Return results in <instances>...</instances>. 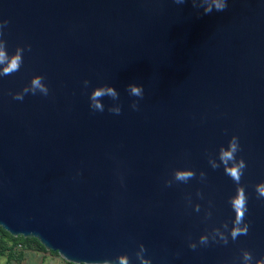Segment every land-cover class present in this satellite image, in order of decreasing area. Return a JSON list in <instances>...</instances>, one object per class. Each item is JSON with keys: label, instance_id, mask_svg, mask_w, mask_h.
<instances>
[{"label": "water", "instance_id": "obj_1", "mask_svg": "<svg viewBox=\"0 0 264 264\" xmlns=\"http://www.w3.org/2000/svg\"><path fill=\"white\" fill-rule=\"evenodd\" d=\"M226 2L204 14L191 0H0V47L22 57L0 76L2 230L71 264L264 259V0ZM34 77L46 96L23 93ZM102 87L117 98L101 111ZM233 137L239 185L219 159ZM238 187L249 230L233 241Z\"/></svg>", "mask_w": 264, "mask_h": 264}, {"label": "clouds", "instance_id": "obj_2", "mask_svg": "<svg viewBox=\"0 0 264 264\" xmlns=\"http://www.w3.org/2000/svg\"><path fill=\"white\" fill-rule=\"evenodd\" d=\"M177 4L185 3V0H175ZM192 5L195 7L197 3L202 5L203 13L210 14L215 11H223L227 7L226 0H191ZM7 25V21L5 22ZM21 49H17L15 54L9 56L8 53L5 52L3 47H0V64L5 65L3 67L2 72H0V76L11 75L20 70L22 64V57L20 55ZM41 77H34L31 80V87L23 89V93H27L31 91L33 95L35 94V90L39 89L45 96L48 94V89L41 83ZM130 94L136 97H142L143 89L139 86L129 85ZM105 95L112 97L113 99L117 98L116 91L111 87H102L95 89L91 94V100L93 102L92 106L95 109L103 110V106L99 103V99L104 97ZM13 98L16 100H23L24 95L22 93H14ZM111 111L119 113V109H111ZM240 150V146L237 143L236 137H233L232 140L229 141L227 148H221L219 159L221 164L224 165L225 174L228 175L235 184L239 185L241 177L243 175V170L246 167V164L243 159L237 160L236 153ZM231 162V164H230ZM213 167H219V165L213 164ZM193 177V173L191 171H180L175 174V178L180 181H187L188 179ZM255 192L258 198H264V182L255 186ZM230 206L233 209L235 216L233 220V226L229 235L231 239L235 241L241 235H247L249 226L245 222L244 217L246 212L248 211L247 202L248 197L243 189V187H238L235 195L230 198ZM224 242L227 243V238L222 237ZM201 243H207L206 237L200 238ZM190 248L195 249V245H189ZM141 251H143V247L141 246ZM137 256L140 259V264H149V261L144 259L142 256L137 253ZM244 264H250L253 261V256L250 252L245 251L243 253ZM94 264H129V260L126 256L121 255L117 257L115 260H102L94 262ZM255 264H264V259H258L255 261Z\"/></svg>", "mask_w": 264, "mask_h": 264}, {"label": "trees", "instance_id": "obj_3", "mask_svg": "<svg viewBox=\"0 0 264 264\" xmlns=\"http://www.w3.org/2000/svg\"><path fill=\"white\" fill-rule=\"evenodd\" d=\"M25 248L33 251H42L53 257H58L56 252L45 250L34 238L14 237L0 228V255H5L7 260H15L17 263L22 264L25 260ZM63 262L65 264H71L65 261Z\"/></svg>", "mask_w": 264, "mask_h": 264}, {"label": "rangeland", "instance_id": "obj_4", "mask_svg": "<svg viewBox=\"0 0 264 264\" xmlns=\"http://www.w3.org/2000/svg\"><path fill=\"white\" fill-rule=\"evenodd\" d=\"M19 246V245H18ZM17 246V248H19ZM25 260L22 264H65L59 257H53L42 251L26 249L24 251ZM0 264H19L15 260H7L5 255H0Z\"/></svg>", "mask_w": 264, "mask_h": 264}]
</instances>
